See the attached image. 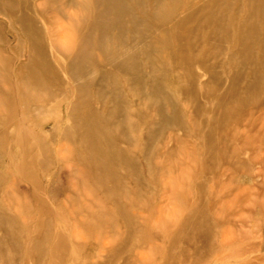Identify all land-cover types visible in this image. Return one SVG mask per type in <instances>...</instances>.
<instances>
[{
	"label": "rangeland",
	"instance_id": "1",
	"mask_svg": "<svg viewBox=\"0 0 264 264\" xmlns=\"http://www.w3.org/2000/svg\"><path fill=\"white\" fill-rule=\"evenodd\" d=\"M28 1L31 12L37 15L38 0ZM132 1V14L141 19L145 18L148 22L147 27L142 28L146 39L157 40L160 43L157 47L160 51H163L164 46L167 44L169 50L173 53L176 51L177 46L173 23L183 17L187 9H194L203 0H178L181 6L175 7V9L171 4L173 0ZM159 3L160 7L157 5ZM238 3L241 7V12L235 16L234 27L231 28L232 34H230L232 38L230 41H221L218 44L221 49H213L214 51L212 52H218L214 53L212 58L205 62L208 66H215L217 72H220L219 75L223 83L225 82L219 93L227 88L229 77L233 73V64L235 62H229L226 58H228L233 43H236V39L233 38L239 27L238 24L244 20L247 13L245 0H239ZM2 4L3 2H0V218H4L6 223L0 227V238L3 239L5 247H9L12 244L17 248L15 259L10 260L6 264H24L26 255L33 253V242L34 236L36 237L37 235L36 227L38 223H45L47 228L50 229L49 233L51 235L48 233V236L45 237L46 239L44 238V246L48 248L53 244L54 234L58 228L67 232L66 253H57L54 257L47 254L41 264H88V262L91 264L92 261L95 264L102 255H106L104 247L119 245L125 239V223L117 215L116 208L111 201L95 189L91 178L93 169L87 164L85 165V163L69 161L65 156H67L70 146L65 144L66 147L62 149L63 151L60 150L59 134L56 133L54 137L50 136L53 121L56 118L63 120L65 116L66 101L59 102L60 99L56 97L51 101L47 98H44L45 101L43 98L38 100L21 98L19 68L27 59V44L22 42L17 45V39L14 37L16 29L12 25V20L3 12ZM187 4L189 7L184 6ZM157 11L158 13L156 14ZM65 12L74 15L75 9L67 6ZM59 19L60 22H57ZM38 21V25L45 31L46 25L44 21L39 17ZM51 23L52 26L54 25V30L58 32L61 30L59 34L63 35L65 32L64 40L61 39L60 41L59 39L57 42L66 43L70 35V33H67V29L71 22L61 16H54L51 17ZM57 24L62 25L57 27ZM44 40L48 48L49 60L56 66L55 62H53L55 61L56 53H52L50 50V39L46 32ZM112 44L113 42L110 43V45ZM201 51H208V43H202ZM169 56L167 54L165 60L168 68L173 69L174 64ZM257 60L261 70L263 69L262 71L260 70L262 76L259 83L260 87H258V92H256L258 94L256 100H260L252 101L241 108L227 105L224 106L225 108L220 109L225 114L221 123L220 134H222V139L227 144V153L223 151L221 159L214 156L216 163L211 170L207 171L202 170V159L198 153L199 141L193 136L196 129L201 131L202 128H207V125L202 123L205 120L204 115L201 114L202 116L197 117L194 123L189 120L190 117L185 111L179 95L169 93V84L164 72L153 75L148 62L141 63L142 70L148 80L154 79L165 88L166 96L162 97L161 102L165 114L170 113V103H172L182 115V129L177 131L167 129L165 133L159 135L152 151L156 150L161 142H166L165 147L168 150L173 144L172 139H169L171 134L182 138L186 141V145L180 147L172 156L161 157L158 160L159 164L163 163L161 167L164 171L161 170V177L155 182H150L148 177H146V168L142 160L139 159L138 149L141 145L136 143L134 147L130 148L135 161L137 160L136 162L139 163L137 166L139 173L142 175H140L141 179L152 190L149 191V186L146 188L144 186L138 196L133 191L132 180L128 177L127 172L121 171L126 185L129 186L126 190L129 191L128 195L130 199L132 198L133 204L132 206L130 205V208L128 205H122L119 210L126 217H129L131 221L134 220L137 227H140V231L138 230L136 236L131 241H128L129 249L116 256L112 264H264V57L261 55L257 57ZM219 63L222 65H219ZM193 68L195 72L202 76L200 81L207 80L206 75L203 76L200 65L195 64ZM250 78L251 75H248V78L241 83V86H245ZM119 86L124 92L125 89L121 79H119ZM200 90V85L197 83L196 91L199 93ZM144 91L149 93L148 87ZM210 100V97L208 99L201 98L203 110L212 109L209 103ZM49 104H55V113L48 114L46 112ZM84 111L85 108H82L81 113ZM18 119L21 120L18 121ZM132 135H136L134 136L136 139L137 131H132ZM26 139L28 140L26 141ZM44 158H46L45 165H41L40 162L44 161ZM72 162L74 163L72 164ZM17 171L20 173H17ZM163 172L166 173L163 174ZM32 175L37 177L35 178ZM164 175H167V177ZM162 177L163 180L165 179L164 181ZM160 181L163 182L161 183ZM198 186L202 189L199 190ZM67 194L69 198H66L68 197ZM74 196L78 204L88 202V207L84 210L77 206L75 201L72 202L73 200L70 198ZM186 197L187 199H185ZM148 198H151L150 202L153 203L144 206L143 201L148 200ZM140 202L143 206H139V209L137 205H140ZM163 204L165 205L163 206ZM197 206H202L201 208L204 210L200 216L198 215V219L202 222H199L200 224L198 225L200 229L199 227L197 228L199 229V234L206 233V239L202 247L198 244L200 238L197 242L187 245L180 239L175 240L172 237L173 232L179 229L181 223L186 219L185 215L188 216L192 211H195L198 208ZM203 206L205 207L203 208ZM86 213H96V219L106 224H99L100 228L95 229L97 226L91 221V216L90 218L86 217ZM81 218L85 220L81 221ZM31 220L34 221L32 222ZM108 222L111 224H107ZM109 225L112 229L108 230L106 227H109ZM98 243H102V245ZM3 262L0 259V264H4ZM29 264L34 263L30 262Z\"/></svg>",
	"mask_w": 264,
	"mask_h": 264
},
{
	"label": "bare ground",
	"instance_id": "2",
	"mask_svg": "<svg viewBox=\"0 0 264 264\" xmlns=\"http://www.w3.org/2000/svg\"><path fill=\"white\" fill-rule=\"evenodd\" d=\"M238 1L203 0L194 9H187L184 16L173 23L177 46L176 51L172 53L167 44L164 46V50L160 51L157 48L160 45L157 40L146 39L142 28L147 27L148 22L145 18L141 19L132 14V0H38L37 15L31 12L28 0H0V2H3L1 5L3 12L12 20V25L16 29L14 37L17 39V45L22 42L27 44V59L19 68L21 98L29 100L43 98L44 101V98H47L51 101L56 97L60 99L59 102L66 101L65 116L63 120L56 118L53 121L50 136L54 137L56 133L59 134L60 150L66 147L65 144L70 146L67 156H65L69 161L85 163V165L87 164L93 169L91 178L95 189L111 201L116 208L117 215L125 223V239L119 245L104 247L106 255H102L95 264H112L116 256L129 249L128 241H131L136 236L140 228L137 227L134 220L131 221L129 217H126L119 210L122 205H128L130 208V205L132 206L133 204L132 198L130 199L128 195L129 191L126 190L129 186L126 185V181L121 175L122 170L126 171L128 177L132 180L131 186L138 196L144 186L145 188L149 186L141 179L137 166L139 163L136 162L137 160L135 161L130 148L134 147L136 143L141 145L140 148L138 147L139 149L137 148L139 159L142 160L146 168V177H148L150 182H155L160 179L161 170L164 171L161 167L163 163H160V165L158 160L161 157L172 156L180 147L186 145V141L182 138L171 134L169 139H172L173 144L168 150L165 147L166 142H161L156 150L152 151L159 135L165 133L167 129L171 131L182 129V115L176 106L170 102L171 111L169 114H165L161 104L162 97L166 96L165 88L154 79L148 80L142 70L141 63L148 62L153 75L164 72L169 84V93L179 95L182 105L190 117L189 120L194 123L197 117L201 114L204 115L205 120L202 123L207 125V128H202L201 131L196 129L193 136L199 141L198 153L202 159V170L205 171L214 167L216 163L214 156L221 159V154L227 149V144L222 139V134H220L221 123L225 117V114L220 109L225 108L224 106L227 105L241 108L256 100L258 95L256 92H258L257 89L260 87L261 71L263 70L260 68L257 57L261 55L264 57V0H245L247 13L244 20L238 24L239 27L233 38L236 39V43H233L230 53L228 52V58H226L229 62H235L233 64V73L229 77L228 86L226 84L227 88L223 92L219 93L225 83H223L219 75L220 72H217L215 66L205 64L207 60L212 58L214 53L218 52H212L214 51L213 49H221L218 45L221 41H230L232 38L230 34H232L231 28L234 27L235 16L241 12ZM171 4L174 9L181 6L178 0H173ZM157 5L160 7V3ZM67 6L75 9L74 15L65 12ZM184 6L189 7L188 4ZM54 16H61L71 22L67 29V33H70V35L66 43L63 41V44L57 42L59 39L60 41L61 39L64 40L65 32L62 35L59 34L61 30L59 32L54 30L53 26L56 23L54 22L53 26L51 23V17ZM38 17L44 21L46 25L45 31L38 25ZM10 22L8 23L10 24ZM57 22H60V19ZM58 25L60 24H57V27ZM45 32L50 39V50L52 53H56L55 61H53L56 66L49 60L48 48L44 40ZM112 42L113 44L110 45ZM203 42L208 43L207 52L201 51ZM23 50L25 49L23 48ZM167 54L170 55L169 57L174 64L173 69H169L167 66L165 60ZM195 64L200 65L203 76L206 75L207 80L200 81L202 76L194 71L193 66ZM179 69L181 70L180 72ZM248 75H251V78L245 86H241V83L248 78ZM119 79L123 82L124 92L123 89H120ZM197 83L201 88L199 93L196 91ZM146 87H148L149 93H145L144 89ZM208 97L211 99L209 103L212 109L203 110V104L200 100L201 98L208 99ZM82 108H85L83 113H81ZM55 111V104H49L46 112L50 114L52 112L55 113ZM20 120L18 119V121ZM132 131H137L136 139L134 138L136 135L133 136ZM66 158L64 159L67 160ZM170 158L168 159L170 160ZM44 159V161L40 162L41 165H45L46 158ZM27 166L29 165L27 164ZM17 173L20 172L17 171ZM26 175L28 176L27 173ZM37 176L33 177L36 178ZM164 176L167 177V175ZM30 179L33 180L31 177ZM163 181L160 182L162 183ZM170 182L172 183V181ZM148 188L149 191L152 190L150 186ZM198 189L201 190L202 188L198 186ZM166 192L169 194L168 191ZM166 197L168 198V196ZM66 198H69V195ZM70 198L81 209L85 210L88 207V202L80 203L82 204L80 205L77 203L75 196ZM150 199L144 200L143 205L146 206V204L153 203L150 202ZM49 200L51 201V199ZM141 205L142 203L137 205L138 208ZM201 207L195 208L196 210L192 211L188 216L185 215L186 219L181 223L180 228L173 232L172 237L175 240L180 239L185 244L190 245L197 242L200 238L198 244L202 247L206 239V233H198L200 229V226H198L199 222H202L198 219V215L200 216L204 212ZM90 216L91 221L97 226L95 229L100 228L99 224H106L96 219V213H86V217L90 218ZM103 217L105 218V216ZM80 220L84 221L85 219L81 218ZM5 223L6 220L0 218V227L4 226ZM37 225V235L36 237L34 236V242L32 241L33 253L26 255L24 264H29L30 262L41 264L45 255L49 254V256L54 257L57 253L64 254L67 251V232L58 228L54 234V242L48 248L44 246V238L48 236L50 229L47 228L45 223H38ZM198 227L199 229H197ZM106 228L108 230L112 229L110 225ZM98 244L102 245V243ZM5 246L3 239L0 238V259L4 261V264L14 260L17 251L16 246L12 244L9 247ZM98 252L100 253V251ZM92 262L91 264H93ZM85 263L87 262L85 261ZM88 264L90 263L88 262Z\"/></svg>",
	"mask_w": 264,
	"mask_h": 264
}]
</instances>
